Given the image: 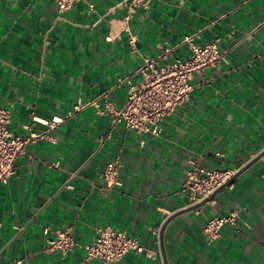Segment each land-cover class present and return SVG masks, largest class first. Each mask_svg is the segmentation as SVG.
Listing matches in <instances>:
<instances>
[{"label":"crops","instance_id":"1","mask_svg":"<svg viewBox=\"0 0 264 264\" xmlns=\"http://www.w3.org/2000/svg\"><path fill=\"white\" fill-rule=\"evenodd\" d=\"M122 1L79 0L59 13L54 0H0L7 128L20 136L27 126L46 131L0 183V264H105L86 261L84 246L106 226L156 252L154 259L129 252L110 264H164L159 233L171 215L163 232L167 264H264V156L196 210H185L181 188L193 162L240 169L264 150V0H150L129 21L136 51L123 29ZM190 34L198 44L217 39L224 57L193 74L189 100L162 120L159 136L100 112L105 91L113 107L123 105L143 55ZM186 53L183 45L175 49ZM33 116L64 120L46 130ZM117 156L116 183L100 179ZM231 210L238 228L225 224L209 240L207 219ZM67 226L78 243L73 250L43 249Z\"/></svg>","mask_w":264,"mask_h":264},{"label":"built area","instance_id":"2","mask_svg":"<svg viewBox=\"0 0 264 264\" xmlns=\"http://www.w3.org/2000/svg\"><path fill=\"white\" fill-rule=\"evenodd\" d=\"M78 1L54 0L59 13L71 9ZM149 1H122L124 7L123 29L128 34V43L132 51L137 50V37L132 33L129 21L137 9L147 8ZM89 7L92 8V4H89ZM105 39L110 41L111 37L106 36ZM181 45L185 46L187 50L185 56L175 54V49ZM223 57V53L218 48L217 39L198 44L195 42L194 35L190 34L184 35L175 44L165 42L155 56H142V61L135 70L138 79L136 82L128 81L129 87L123 105L120 108L113 107L112 102L106 99L107 91H105L101 94L105 98V108L100 112L109 113L112 116V123H121L125 129L159 136L162 131V120L170 115L176 106L189 100L193 91L191 82L193 74L213 66ZM122 81L123 79L119 78L117 85ZM90 102L98 106L96 99ZM81 107L82 105L77 103L73 106V111H77ZM72 114L73 112H68L66 117ZM63 120V117L58 116H53L50 120L32 117L33 123L43 124L47 127L46 130L54 128ZM9 121L8 109L0 107V183L3 184L7 183L8 179L15 174V160L24 153L26 146L37 139L46 137V131L35 133L30 129V126L26 127L29 130L26 136L12 134L7 128ZM118 167L119 156L102 168L99 178L116 183ZM237 171L238 169L235 168H210L193 162L187 168L185 179L181 185L188 197V206L208 198L216 189L226 184ZM262 174L264 176V160ZM237 217L236 210H231L225 215L211 217L205 222L202 232L209 240L218 239L221 236V227L225 224L238 228ZM77 244L72 226H67L65 229L55 230L52 241L43 249L46 251L58 250L65 254L73 250ZM84 249L86 261L99 259L105 264L118 261L129 252L143 253L152 259L156 256V252L147 250L136 238L126 235L124 231L114 230L107 226L98 228L93 242L85 245ZM16 263L20 264L21 260H17Z\"/></svg>","mask_w":264,"mask_h":264},{"label":"water","instance_id":"3","mask_svg":"<svg viewBox=\"0 0 264 264\" xmlns=\"http://www.w3.org/2000/svg\"><path fill=\"white\" fill-rule=\"evenodd\" d=\"M264 156V150H262L260 153H258L257 155H255V157H253L250 161H248L245 165H243L240 169H238V171L235 173V175L224 185H222L221 187H219L218 189H216L208 198L203 199L202 201L191 205V206H187L185 208V210H195L198 207H200L201 205H203L204 203L208 202L210 199H212L216 193H218L222 188L228 186L232 180L234 178H236L241 172H243L244 170H246L250 165L254 164L255 162H257L259 159H261ZM173 216L175 215H171L170 217H168L164 223L162 224L161 228H160V233H159V246H160V252L163 258V262L164 264H167V260H166V254H165V250H164V244H163V232L164 229L166 227V225L168 224V222L173 218Z\"/></svg>","mask_w":264,"mask_h":264}]
</instances>
